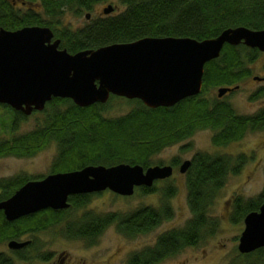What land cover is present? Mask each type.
<instances>
[{
  "label": "trees",
  "instance_id": "trees-1",
  "mask_svg": "<svg viewBox=\"0 0 264 264\" xmlns=\"http://www.w3.org/2000/svg\"><path fill=\"white\" fill-rule=\"evenodd\" d=\"M12 1L0 0V27L15 30L26 25L48 26L60 38V46L71 53L146 36L201 40L217 36L228 27L264 29V0H118L124 6L121 11L91 16L78 28L62 24L65 13L80 16L108 0H24L28 8L22 11L15 8ZM259 53L258 49L244 44H225L220 56L205 64L201 92L169 107L151 108L140 99H129L135 103L129 112L108 117L103 112L111 100L125 97L110 96L105 103L87 107H80L68 98H53L42 111L33 112L42 116L35 129L20 135L14 132L11 139L0 142V156H34L54 142L57 154L51 169L55 173L87 165L117 163L140 164L147 168L151 155L201 129L212 131L215 146L239 141L248 132L264 129V107L253 114H238L231 104L205 94L210 87L239 85L251 75L249 66ZM262 96L264 88L252 98ZM0 106L12 113V129H16L20 119H26L27 115L9 105L0 103ZM249 159L243 153L196 151L185 172L190 218L181 227L161 232L153 245L131 253L126 264H157L212 237L219 227V219L209 213V208L229 176L238 174ZM25 181L27 176L16 177L12 187L2 190L0 200L9 198ZM155 185L136 188L148 193ZM91 194L70 195L68 209L48 208L14 221H8L0 210V242L59 227L64 237L91 245L110 225H116L125 237L133 238L155 230L174 215L169 198L175 194V188L168 186L163 189L158 206L142 205L125 214L85 211L80 217L71 218L68 215L71 208L86 205ZM263 201L264 185L255 197L234 196L231 222L239 223L243 215L258 210ZM33 247L26 254L29 259L35 257L32 249H37ZM238 251V255L225 264H264V247L248 253ZM16 254L20 258L25 256L20 251ZM0 264H15V261L0 254Z\"/></svg>",
  "mask_w": 264,
  "mask_h": 264
},
{
  "label": "water",
  "instance_id": "water-1",
  "mask_svg": "<svg viewBox=\"0 0 264 264\" xmlns=\"http://www.w3.org/2000/svg\"><path fill=\"white\" fill-rule=\"evenodd\" d=\"M113 9L108 5L103 13ZM60 44L48 26L0 27V103L25 115L42 111L57 97L71 99L80 107L105 103L110 96L140 99L151 108L173 106L201 92L205 64L219 57L225 44H244L264 52V29L228 27L201 40L146 36L74 53ZM253 79L261 81L264 76ZM236 88L219 87L217 96ZM190 165L186 159L179 172L185 173ZM172 173V165H87L25 182L0 201V210L8 221H14L47 208H67L69 196L74 194L108 189L131 196L135 187H151ZM243 222L238 249L248 253L264 247V201L258 210L247 213ZM27 243L10 240L8 247L18 249Z\"/></svg>",
  "mask_w": 264,
  "mask_h": 264
},
{
  "label": "rangeland",
  "instance_id": "rangeland-1",
  "mask_svg": "<svg viewBox=\"0 0 264 264\" xmlns=\"http://www.w3.org/2000/svg\"><path fill=\"white\" fill-rule=\"evenodd\" d=\"M108 5H112L114 8L112 13H118L124 8L118 0H108L95 6L90 12H83L80 16L71 12L65 13L62 24L78 28L88 21L86 14L90 13L92 17L101 15ZM17 9L22 11L23 9L26 10L27 7ZM249 68L251 75L239 83V89L223 98H218L217 90L219 87H210L205 96L226 101L232 105L238 114H253L263 108L264 96L258 98H252V96L264 88V82L258 83L253 79L256 75L264 76V53L257 54ZM134 106L135 103L129 99L113 98L103 114L108 117L120 116L129 112ZM12 120V113L0 106V142L11 139L14 132L15 135H20L35 129L42 120V116L36 113L27 115L26 119H20L17 122L16 129L11 127ZM211 138L212 131L210 129H201L183 141L165 146L151 155L148 158L150 166L169 165L172 162L178 166L173 175L166 181H159L152 192L147 193L136 188L131 196H123L106 189L90 195L86 205L71 208V212L68 213L71 218H78L85 211L101 214L108 212L125 214L142 205L158 206L161 202L163 189L171 186L175 188V194L169 198L174 213L173 218L163 222L155 230L128 238L121 234L116 225L113 224L98 236L94 244L88 245L83 240H72L64 237L60 233L59 227H53L14 238L16 240L20 238L21 241L32 239L33 248L37 249L36 251L32 249L35 257L27 262L20 261L15 255V258L19 260L18 264H59L58 260L61 254L65 256V264H126L131 253L153 245L161 232L181 227L190 218L186 174L180 173L178 169L183 161L191 159L196 151L230 155L243 153L250 159L238 174L229 176L209 208V213L219 219V227L215 234L209 237L207 241L197 246L187 247L176 256L157 264H225L239 253V237L244 229L243 219L247 214L243 215L239 223L231 222L232 198L236 195L242 196L244 199L255 197L264 185V129L248 132L241 140L231 142L226 146L213 145ZM56 151V144L51 142L34 156L0 157V180L13 176L34 178L48 175L52 170L51 166L57 154ZM12 239L5 240V245L0 244V252L11 253L6 243ZM44 255H48L49 258H42Z\"/></svg>",
  "mask_w": 264,
  "mask_h": 264
},
{
  "label": "flooded vegetation",
  "instance_id": "flooded-vegetation-1",
  "mask_svg": "<svg viewBox=\"0 0 264 264\" xmlns=\"http://www.w3.org/2000/svg\"><path fill=\"white\" fill-rule=\"evenodd\" d=\"M12 4H13V6L15 7V8H25V6L28 8V2H26V1H24V0H14V1H12ZM21 5H24V7H21ZM261 53H264V52H261ZM255 81V80H254ZM256 82H258V83H261V82H264V80H261V81H256ZM236 86H238V88H236V89H234V90H232V91H229V92H226L221 98H223V97H225L226 95H228V94H230L231 92H233V91H235V90H237V89H239V87H240V85H236ZM232 87H235V86H232ZM264 107V106H263ZM12 157V155H4V156H0V157ZM157 165H159V164H157ZM160 165H165V164H160ZM169 165H172V167H173V173L175 172V169L178 167L177 166V164L176 163H170ZM179 168H180V166H179ZM179 170V169H178ZM50 174L51 173H55V172H52V170L49 172ZM48 173V174H49ZM173 173H172V175H173ZM181 173V172H180ZM184 174V173H183ZM47 176V175H46ZM20 178V176H13V177H6V178H3V179H1L0 180V191L2 192V190H4L6 187H12L13 185H14V179L15 178ZM23 177V176H22ZM45 176H36V177H34V178H31V177H27V181H29V180H34V179H42V178H44ZM168 178H166V179H162V180H157V181H155L154 182V184L156 183H159V181H166ZM27 181H25V182H27ZM24 182V183H25ZM23 183V184H24ZM22 184V185H23ZM21 185V186H22ZM139 187H144V188H146L145 186H139ZM96 193H100V192H95V193H92V194H96ZM91 194V195H92ZM3 200H5V199H3ZM1 201V200H0ZM25 235V234H24ZM26 235H29V233H26ZM8 240V239H7ZM14 240H16V239H14ZM22 239H17V241H21ZM25 241H28V243L25 245V246H23L22 248H18V249H11V248H9L8 247V243H6V245H7V248L9 249V251L11 252V253H6V252H0V254H5V255H7L8 257H10V258H13L14 259V261H15V264H18V262H19V260L20 261H28L29 260V258H30V256H27L26 257V254H29L30 253V250H31V247L34 245V242H33V240L32 239H26ZM7 242V241H6ZM0 244H2V245H5V241H2V242H0ZM18 251H20V252H22V254H24L25 256H22L23 258H20L19 256H18V254H16ZM15 255H17V257H18V259L19 260H17L16 258H15ZM64 254H61V255H59V260H58V263L59 264H65V262H64ZM31 260V259H30Z\"/></svg>",
  "mask_w": 264,
  "mask_h": 264
}]
</instances>
